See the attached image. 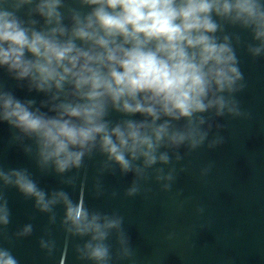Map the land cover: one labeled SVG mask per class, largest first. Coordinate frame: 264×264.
Returning <instances> with one entry per match:
<instances>
[{"label": "clouds", "instance_id": "1", "mask_svg": "<svg viewBox=\"0 0 264 264\" xmlns=\"http://www.w3.org/2000/svg\"><path fill=\"white\" fill-rule=\"evenodd\" d=\"M2 0L0 68L18 86L43 94L19 99L0 88V122L16 130L15 141L31 140L41 169L58 174L81 168L84 158L106 157L102 170L118 166L136 179L126 195L135 196L150 169L163 190L174 169L155 165L176 161L179 149L201 147L213 129L212 117L242 113L234 94L243 74L233 47L231 25L251 33L253 57L264 55V0ZM26 9L22 17L18 13ZM87 9V11H84ZM68 23H65V20ZM42 21V23H41ZM239 42V36L235 35ZM43 109H47L46 111ZM122 114L116 122L110 112ZM210 114V115H205ZM139 116V119L133 117ZM222 126L217 124L216 128ZM223 143L217 135L209 148ZM31 147L26 152H31ZM139 162V163H138ZM14 177V179H13ZM4 186L34 197L41 212L62 202L67 233L89 237L74 248L77 259L110 264L114 232L117 258L131 255L123 218L86 207L83 197L46 193L27 169H0ZM0 224H9L7 202L0 204ZM27 225L22 234H30ZM0 264H18L0 249Z\"/></svg>", "mask_w": 264, "mask_h": 264}, {"label": "water", "instance_id": "2", "mask_svg": "<svg viewBox=\"0 0 264 264\" xmlns=\"http://www.w3.org/2000/svg\"><path fill=\"white\" fill-rule=\"evenodd\" d=\"M64 4L65 13L79 7L78 0H64ZM25 12L18 14L23 17ZM225 32L234 34L233 47L243 74L238 82L243 87L234 94L242 115L213 116V129L201 147L190 152L182 147L180 161L170 153L169 165L154 166L163 167L165 173L174 169L169 190L162 187L167 181L158 182L150 169L140 191L127 196L135 174H122L115 165L102 170L106 157L98 152L86 156L79 169L62 174L51 165L41 169L34 143L15 141L16 130L3 122L0 169H27L46 200L63 191L74 202L83 197L90 210L121 216L131 255L117 258L119 245L113 232L106 241L111 245L110 264H264V55L253 57L248 52V44L254 43L249 31L226 25ZM0 88L22 100L34 99L37 106L46 99L29 92L26 82L18 86L2 68ZM124 118L114 111L108 117L113 122ZM217 124L222 127L217 129ZM217 135L223 143L209 148L208 142ZM3 184L0 178V204L7 202L9 224H0V249L9 250L18 264H92L77 259L75 246L89 237L66 232L62 202L53 205L51 212H41L34 197ZM29 224L32 232L22 234Z\"/></svg>", "mask_w": 264, "mask_h": 264}]
</instances>
